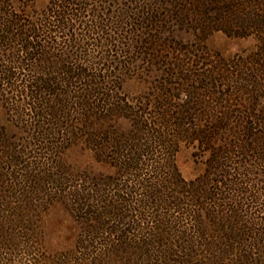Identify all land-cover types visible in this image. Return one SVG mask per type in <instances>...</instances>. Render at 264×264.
Returning <instances> with one entry per match:
<instances>
[{
	"label": "trees",
	"instance_id": "trees-1",
	"mask_svg": "<svg viewBox=\"0 0 264 264\" xmlns=\"http://www.w3.org/2000/svg\"><path fill=\"white\" fill-rule=\"evenodd\" d=\"M215 31L257 49L211 53ZM0 99L30 123L0 130V264H45L54 202L78 231L51 264H264V0H0ZM74 145L107 171L66 166Z\"/></svg>",
	"mask_w": 264,
	"mask_h": 264
},
{
	"label": "rangeland",
	"instance_id": "rangeland-1",
	"mask_svg": "<svg viewBox=\"0 0 264 264\" xmlns=\"http://www.w3.org/2000/svg\"><path fill=\"white\" fill-rule=\"evenodd\" d=\"M34 1L37 9L45 8L49 2V0ZM105 1L113 3V0ZM204 45L211 53H220L225 57H230L238 53L246 54L254 52L257 49L258 41L253 36L237 37L228 35L223 31H215L207 36ZM149 79V77L144 76L143 74L128 75L126 77L124 76L122 90L128 94H137L143 92L148 87L147 81ZM2 102L3 101L0 99V130L6 126L10 130H14L17 129L16 125L19 126L30 124L27 122L26 118L23 120V122H21V124L16 119L12 118L11 113H8L6 108L7 106H5ZM14 133L19 134V132ZM39 149L40 147H38V145L35 147L31 146V148L29 147V150L32 152H34V150L39 151ZM42 151L43 153L47 152L45 149ZM62 160L66 166L72 168L74 171H85L87 168L98 170L103 169L107 171L106 166H100L96 163L92 151L83 147L82 145H74L73 147L65 150ZM176 160L180 171L186 178H194L204 169V164L194 155V149L192 146L183 144L176 155ZM45 167L48 169L51 167V165L49 166L45 162ZM3 168L4 171L7 172V165L0 161V170ZM46 187L48 188V185H46ZM40 221L44 229L43 252L47 259L42 261L45 262V264H51V260L54 255L68 248L74 247L77 238L78 226L72 213L63 203L60 202H54L46 206L40 214ZM14 246L16 247L17 245L14 243ZM7 247V250L1 249L2 251H0V260H2L3 257H8L9 253L7 254V252L12 247V245L7 243ZM18 254V260L15 262H17V264H22L20 261H24L26 256L21 252Z\"/></svg>",
	"mask_w": 264,
	"mask_h": 264
}]
</instances>
